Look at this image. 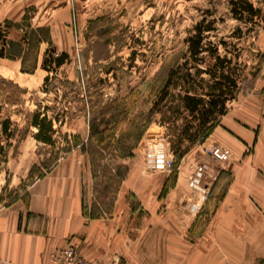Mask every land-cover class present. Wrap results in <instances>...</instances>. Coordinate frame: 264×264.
Listing matches in <instances>:
<instances>
[{"label":"rangeland","instance_id":"obj_1","mask_svg":"<svg viewBox=\"0 0 264 264\" xmlns=\"http://www.w3.org/2000/svg\"><path fill=\"white\" fill-rule=\"evenodd\" d=\"M230 1L49 0L38 9L28 8L18 26L34 45L37 37L32 31L40 29L37 25H44L46 18L62 20L59 8L68 6L67 27L58 36L66 44L68 60L52 74L56 80L48 89L56 90L51 93L42 91L48 75L42 67L33 75H22L19 63L0 60V80L6 77L26 92L20 105H3L0 117L9 116L15 130L7 148L8 160L0 167V207L25 197L27 188L59 162L76 159L86 174V214L94 212L100 194L106 196V209L98 208L104 216L112 215L116 206L125 214L136 210L142 220L164 219L168 211L174 234H180L179 227L183 230L189 223V231L183 235L192 251L197 238L209 230L231 182V169L221 170V157L204 144L193 146L176 166L159 115L153 116L140 141L128 127L142 114L150 115L168 69L187 61L185 39L202 19L206 24L215 21L206 34L207 47H217L237 73L240 89L228 109L238 107L257 88L258 92L264 89V0H248L261 14L242 20L232 16ZM35 10L38 20L34 21ZM40 35L50 39L48 49H54L49 28L44 27ZM12 39L22 42L16 33ZM204 55L207 66L215 62L209 52ZM85 71L88 76L77 81ZM7 87L16 97L15 88ZM37 106L48 107L49 115L64 111L71 115L65 125H55L53 146L36 141L28 126L27 114ZM93 119L97 130L114 131L96 140L103 139L98 148L88 142ZM222 171L225 173L216 183L215 176ZM176 172L175 188L164 191Z\"/></svg>","mask_w":264,"mask_h":264},{"label":"crops","instance_id":"obj_2","mask_svg":"<svg viewBox=\"0 0 264 264\" xmlns=\"http://www.w3.org/2000/svg\"><path fill=\"white\" fill-rule=\"evenodd\" d=\"M48 1L0 0V25H10L8 40L14 41V33L22 39L18 24L28 8ZM59 10L62 20L46 18L37 27H48L54 49L67 52L59 31L67 27L68 6ZM34 16L38 20L36 10ZM49 46L41 43L37 70ZM0 60L19 63L21 73L19 60ZM203 144L232 175L209 230L192 251L183 235L189 223L174 234L168 211L156 220H142L134 209L125 214L119 206L109 216L86 214V174L78 160L67 159L36 179L25 197L0 207V264H53L52 255L72 245L95 264H264V112L258 88L228 110Z\"/></svg>","mask_w":264,"mask_h":264},{"label":"trees","instance_id":"obj_3","mask_svg":"<svg viewBox=\"0 0 264 264\" xmlns=\"http://www.w3.org/2000/svg\"><path fill=\"white\" fill-rule=\"evenodd\" d=\"M231 14L237 20H242L245 16L254 18L259 16L261 11L255 9L248 0H231ZM215 21L206 24V19H202L194 26L193 34L185 39L188 48L187 61L177 63L176 67H170L166 80L158 92L153 102L150 115L142 114L132 122L128 131L132 132L136 141H140L152 123L154 115L160 116V125L167 131V138L171 146V151L175 156L176 166L180 164L184 156L195 145L203 144L219 126L223 116L228 113V104L236 100L238 86L237 73L232 68V63L227 57H221L217 47L209 49L206 43L207 33H210ZM10 25H0V58L8 60H19L21 62V73L33 75L38 68L40 45L43 42L50 44V39H44L40 33L44 28L32 31L37 37L34 45L29 42L27 35L22 37V42L8 40V29ZM40 35V36H38ZM52 48V47H51ZM210 53L214 63L207 66L205 53ZM68 60V54L63 52L58 54L55 49H48L42 63V69L48 73L44 79L42 91L51 93L54 90L48 89V84L54 79L53 73L62 68ZM203 64H205L203 66ZM165 67L163 66L162 69ZM109 72V71H108ZM88 73L82 72L77 77V81H82ZM68 84L75 85L74 82L67 81ZM10 88H15L17 96L11 95ZM25 90L5 78L0 80V117L3 105H20ZM71 117L65 111L49 115V108L37 109L27 114V123L30 129L34 130L33 137L36 141L44 145L53 146L57 133L55 125L63 126ZM96 119L90 122V133L88 142L93 147L97 144L103 145L101 137L109 133L110 130H97ZM15 138L13 122L9 116L0 118V167L8 160L7 148L12 139ZM116 153L119 154L116 149ZM174 165V166H175ZM225 173L222 171L216 181ZM178 180L176 172L175 180L171 185L168 182L164 185V191L175 188ZM215 183V185H216ZM215 187V186H214ZM214 187L211 192H213ZM228 189V188H227ZM227 191V190H226ZM106 196L98 195V201L94 205L91 213L92 218H97L101 214L98 208L105 210Z\"/></svg>","mask_w":264,"mask_h":264},{"label":"built area","instance_id":"obj_4","mask_svg":"<svg viewBox=\"0 0 264 264\" xmlns=\"http://www.w3.org/2000/svg\"><path fill=\"white\" fill-rule=\"evenodd\" d=\"M262 101L264 102V89L260 92ZM53 264H95L92 261L84 259L76 246H68L65 249L55 253L51 257ZM117 264V263H113Z\"/></svg>","mask_w":264,"mask_h":264}]
</instances>
